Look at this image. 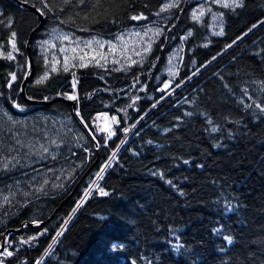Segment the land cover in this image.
I'll return each mask as SVG.
<instances>
[{"label": "trees", "instance_id": "1", "mask_svg": "<svg viewBox=\"0 0 264 264\" xmlns=\"http://www.w3.org/2000/svg\"><path fill=\"white\" fill-rule=\"evenodd\" d=\"M198 1L177 0L162 11L168 0H0V163L27 145L32 150L45 125L52 131L50 116L69 119L91 150L59 136L65 184L33 188L28 178L44 177L37 169L11 190L0 242L11 230L16 243L20 236L29 243L4 264H264V0L234 9L205 0L197 21ZM22 2L44 18L30 41L26 96V44L41 19ZM215 13L223 35L211 29ZM151 22L161 33L130 65L52 71L40 46L53 28L87 38ZM177 47L182 56L171 76L165 69ZM167 78L172 92L161 88ZM104 112L118 121L111 138L96 123ZM22 160L0 170L3 185L40 165L51 179L58 164L52 155Z\"/></svg>", "mask_w": 264, "mask_h": 264}, {"label": "rangeland", "instance_id": "2", "mask_svg": "<svg viewBox=\"0 0 264 264\" xmlns=\"http://www.w3.org/2000/svg\"><path fill=\"white\" fill-rule=\"evenodd\" d=\"M177 1V0H176ZM215 1V0H214ZM173 0H168V3H172ZM201 7L205 9V0H199L195 7V12L198 11ZM211 29L213 31H219L222 26V19L219 14H213L212 15V22H211ZM148 29H160L161 25L159 22H151L145 25H139V26H132L130 28L121 30L113 35H92L90 37H81L76 36L71 32H68L66 30H62L59 28H53L50 31V34L41 41V48L45 53L49 55L50 60V67H55L56 69L60 66L64 65L65 58L66 57H72L76 56L77 59L71 61L72 64H80L81 61L79 60V56L84 55L85 60L87 63H96L98 60L103 65H113V66H123V65H130L133 64V61H141L145 54L149 51H146V49L149 48V45L151 46L155 38L161 33L157 35L154 31H148ZM147 32V35H144V33ZM136 33H140L139 36H136ZM69 36L71 39L65 40L61 39L63 36ZM123 38V39H121ZM87 41H93L91 48L86 47L85 42ZM96 41L105 42L103 43V47H100ZM48 42V43H45ZM79 42V44H77ZM114 45L115 49H113L111 46ZM76 49V52L70 51V49ZM62 49H66L67 51H62ZM81 49L83 51H81ZM97 53H102L106 57V59H101ZM86 54V55H85ZM182 56L181 49L179 47L175 48L168 56V63L167 67L165 69L166 73L173 76L176 72L177 66L179 64L180 58ZM58 61V63H57ZM115 61H119V63H115ZM97 64V63H96ZM170 76V77H171ZM168 85L167 88H165V85ZM161 88L172 92L174 90L173 87V81L171 78H167L163 84L161 85ZM106 114V115H105ZM51 117V122L53 123L51 129L45 125L43 127V133L44 137L39 138L37 141H35V146L31 150L29 146L27 145L26 148H20L17 152H14L12 155H9L5 157V159L0 163V170L3 169L4 164L7 163L8 167L15 166L18 162H23L22 159L26 158L29 163L30 161L34 160H40L41 157H49L52 155L53 160L51 163L52 165L54 163H58L56 168H51L53 170V178L47 180V166L46 165H40L35 168H30L26 172H24V175H13L11 176L12 181H10L11 184L9 185H3V181L0 180V217L4 213H8L12 207H7V204L9 199H11L10 193L11 190H16L18 187H22L23 180L22 177H27L25 175L29 173H33L35 170H42L41 179L39 177L29 179L28 183L31 184V186L34 188L36 186L39 187V189H44L50 185L54 187H59L60 185H64L66 180L68 179V176L63 174V171L66 170V167L63 166V164H60L59 161L62 159L60 157H57L56 154H58L59 144L58 142L59 136L68 138L69 145L70 146H79L81 147L86 153H90V147L85 145L87 142L84 141L83 134L81 131H78L72 123L69 121V119H61V117ZM113 116L109 113H99L96 117V123L99 124L101 129H104V131L111 133L112 125H113ZM49 122V121H47ZM44 146V148H47L48 151L45 152L41 146ZM77 153V151H75ZM33 153V154H32ZM57 157V158H56ZM105 165H103L102 168H105ZM28 166V165H27ZM101 168V169H102ZM6 169V168H5ZM45 170V171H44ZM100 171L96 174L94 180L91 182L90 187L93 186L94 182L98 179V174ZM20 177V178H19ZM45 178V179H44ZM49 181H52L49 183ZM70 181L67 186L71 183ZM66 187V185H65ZM89 190V188H88ZM87 190V191H88ZM5 197H7V202L5 201ZM40 220H37L36 223H39ZM5 241H7V250L14 252L15 250L22 248L28 243H24V241H29L25 236H20L17 243L12 237L11 230H8L4 233V237L2 238L0 242V246L5 245ZM4 250L3 247H0V252ZM4 256H0V260L4 261Z\"/></svg>", "mask_w": 264, "mask_h": 264}, {"label": "snow or ice", "instance_id": "3", "mask_svg": "<svg viewBox=\"0 0 264 264\" xmlns=\"http://www.w3.org/2000/svg\"><path fill=\"white\" fill-rule=\"evenodd\" d=\"M215 2L221 4V5H222L223 7H225V8H233V9H234V8H236V7H242V6H243V0H215ZM176 6H177V4H176V0H173L172 3L166 4V5L164 6V8L162 9V11H166V10L171 9L172 7H176ZM44 7H45V8H48V4L45 3V4H44ZM204 15H205V9H204L203 7H201L198 11L193 12V14H192V18H193L194 20L199 21V20L201 19V17H203ZM221 15H222V14H221ZM143 18H144V17H143L142 15L132 17L133 20H138V19H143ZM148 31H154L155 34L158 35V34L160 33L161 30H160V29H156V30L148 29ZM215 34H216V35H223V34H224V33H223V27L221 26L220 31L217 32V33H215ZM135 35H136V36H139L140 33H136ZM144 35H147V32H145ZM189 35H191V33H189ZM15 36H16V33H15V32H12V35H11V37H10V40H11V43H12V51H18V49L16 48V43H15ZM61 39L69 40V39H71V38H70L69 36L65 35V36L61 37ZM121 39H123V38H121ZM45 43H48V42H45ZM92 43H93V41H87V42H85V45H86V47L91 48ZM96 43H97L100 47H103V43H105V42L96 41ZM77 44H79V42H77ZM111 47H112L113 49H115V46H114V45H112ZM150 47H151V46L149 45V48L146 49V51L150 50ZM62 51H67V50H66V49H62ZM70 51H72V52L75 53V52H76V49L73 48V49H70ZM81 51H83V50L81 49ZM4 55H5V54H4L3 52H0V56H4ZM85 55H86V54H85ZM97 55H99V56L101 57V59H106V57H105L104 54H102V53H97ZM5 58L10 59V60L15 59V57L12 55V52H8ZM76 59H77V57H76L75 55L72 56V57H66V58H65L64 65H63V70H64L65 72H67V71L70 70V67H75L76 65H75V64H72L71 61L76 60ZM79 60L81 61V63L79 64L80 67H86V66H87V61L85 60V56H84V55L79 56ZM57 63H58V61H57ZM96 63H97V65L100 66V67H103V66H104V65L101 64L98 60L96 61ZM115 63H119V61H115ZM133 63H136V62L133 61ZM56 70H57V69H56L55 67L52 68V71H56ZM117 70H119V69H117ZM174 74H175V73H174ZM9 75L11 76V80L15 81V80L17 79L15 73H10ZM73 77H74L73 87H75V73H73ZM45 79H47V73H45L44 77H42L40 80H37L36 83H37V84L43 83ZM8 87H11V83H9ZM167 87H168V85L166 84V85H165V88H167ZM162 90H163V89H162ZM68 98H69V99H72V100H76V99H77V96H76V95H72V96H69ZM137 99H138V98H137ZM15 106H16V107H20L19 105H15ZM130 106H131V105H130ZM105 115H106V114H105ZM189 115H190V113H189ZM112 119H113L114 122H118V121H116V118H115V117H113ZM98 130L103 131L104 129H98ZM212 130H213V131H216V129H212ZM112 135H114V133H110V134H109V138H111ZM122 143H123V141H122ZM41 147L43 148V150H44L45 152L48 151V149H47V148H44L43 145H42ZM115 155H116V154L113 153V157H115ZM107 166H108V165H105V167H107ZM3 167H4V168H7V167H8V164L5 163ZM103 172H104V168H102V169L100 170V173L98 174V177H97L98 179H102V173H103ZM94 183H95V182H94ZM169 183H171V181H169ZM96 187H99V185L97 184ZM88 194H89V193H86L85 195L87 196ZM100 194H101V195H104V196H107V195H108V193L105 192V191L103 190V188H100ZM5 201L7 202V197H5ZM65 223H67V221H66ZM57 235H60V233H57ZM30 239H35V237L30 238ZM228 240H229V243L232 242L230 237L228 238ZM28 242H29V241H24V243H28ZM7 243H8V242L5 241V245L0 246V247H3V248H4V250H3L2 252H0V256L11 257V256L13 255V252L7 250V247H6ZM54 243H55V241H54ZM0 264H4V261H3V260H0ZM38 264H39V262H38Z\"/></svg>", "mask_w": 264, "mask_h": 264}, {"label": "water", "instance_id": "4", "mask_svg": "<svg viewBox=\"0 0 264 264\" xmlns=\"http://www.w3.org/2000/svg\"><path fill=\"white\" fill-rule=\"evenodd\" d=\"M23 5H26L28 7H30V9L36 11L39 13V16H40V19H41V22L30 32V35L28 37V41H27V44H26V49H27V54H28V57H29V62H30V73L25 77L23 83H22V94L24 96H26L25 94V85L27 83V81L30 79L31 75H32V72H33V67H34V63H33V59H32V54H31V48H30V41H31V38L33 36V33L35 30L39 29L41 27V25L43 24V21H44V18H43V15L42 13L33 5H30L28 4L27 2H22ZM28 101H30L31 103H37V102H41V103H49L51 102L52 100L48 101V100H42V101H38V100H35V99H30V98H27ZM69 101L73 104H75V101L76 100H72V99H69ZM44 222H40V224H43Z\"/></svg>", "mask_w": 264, "mask_h": 264}]
</instances>
